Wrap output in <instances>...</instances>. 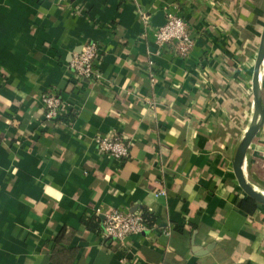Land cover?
I'll return each instance as SVG.
<instances>
[{
    "label": "crops",
    "instance_id": "0c3cea01",
    "mask_svg": "<svg viewBox=\"0 0 264 264\" xmlns=\"http://www.w3.org/2000/svg\"><path fill=\"white\" fill-rule=\"evenodd\" d=\"M161 11L188 56L156 43ZM263 30L264 0H0V264H264V206L233 169ZM88 42L97 80L71 70ZM46 93L67 122L44 120ZM114 135L128 158L98 154ZM245 175L264 190V125ZM112 210L153 221L123 243L82 222Z\"/></svg>",
    "mask_w": 264,
    "mask_h": 264
},
{
    "label": "built area",
    "instance_id": "2783aa9c",
    "mask_svg": "<svg viewBox=\"0 0 264 264\" xmlns=\"http://www.w3.org/2000/svg\"><path fill=\"white\" fill-rule=\"evenodd\" d=\"M163 27H157L154 38L159 46H175V52L182 57L188 56L194 45L187 23L178 15L169 13ZM99 46L88 42L82 46L81 52L73 57L71 70L80 80H97L101 74L97 67ZM45 110L44 120L47 122L66 121L68 110L66 104L56 93L41 96ZM97 151L100 156L113 159H126L130 156V148L126 139L120 135L98 136ZM100 215V212H98ZM149 225L142 215L124 210H112L104 214L102 230L99 233L103 241L123 243L128 237L143 234Z\"/></svg>",
    "mask_w": 264,
    "mask_h": 264
},
{
    "label": "water",
    "instance_id": "95a60500",
    "mask_svg": "<svg viewBox=\"0 0 264 264\" xmlns=\"http://www.w3.org/2000/svg\"><path fill=\"white\" fill-rule=\"evenodd\" d=\"M167 22L165 12L157 13L152 19L154 27H163ZM264 66V30L261 36V42L255 61L252 76V94H253V117L250 125L239 143L233 161V169L240 189L251 199L261 206H264V196L258 194L253 185L247 180L245 175V166L247 152L254 139L264 125V100L262 95V70Z\"/></svg>",
    "mask_w": 264,
    "mask_h": 264
},
{
    "label": "trees",
    "instance_id": "16d2710c",
    "mask_svg": "<svg viewBox=\"0 0 264 264\" xmlns=\"http://www.w3.org/2000/svg\"><path fill=\"white\" fill-rule=\"evenodd\" d=\"M142 215H143L144 219L146 220V222L152 223L153 219L150 215H148V214H142ZM83 219H82V222L86 225L87 228H89L93 231H96L98 233L101 232L103 220L100 217L95 216L91 219H88L87 221L83 220Z\"/></svg>",
    "mask_w": 264,
    "mask_h": 264
},
{
    "label": "bare ground",
    "instance_id": "6f19581e",
    "mask_svg": "<svg viewBox=\"0 0 264 264\" xmlns=\"http://www.w3.org/2000/svg\"><path fill=\"white\" fill-rule=\"evenodd\" d=\"M264 74V66H263V70H262V76ZM253 189L260 195L264 196V190H262L261 188L257 187V186H253Z\"/></svg>",
    "mask_w": 264,
    "mask_h": 264
},
{
    "label": "rangeland",
    "instance_id": "374dc122",
    "mask_svg": "<svg viewBox=\"0 0 264 264\" xmlns=\"http://www.w3.org/2000/svg\"><path fill=\"white\" fill-rule=\"evenodd\" d=\"M263 94H264V92H263Z\"/></svg>",
    "mask_w": 264,
    "mask_h": 264
}]
</instances>
